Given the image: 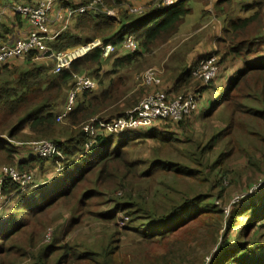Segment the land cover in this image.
<instances>
[{"label":"trees","instance_id":"obj_1","mask_svg":"<svg viewBox=\"0 0 264 264\" xmlns=\"http://www.w3.org/2000/svg\"><path fill=\"white\" fill-rule=\"evenodd\" d=\"M103 1L111 5L110 0ZM114 1V5L120 3L119 0ZM156 1H150L149 6H144L140 13L132 14L126 10L118 22L104 14L86 12L78 15L72 24V31L55 36L49 44V51L58 53L71 49L69 47L100 39L103 47H112L107 57L102 56V48H94L72 61L68 68L59 73H53L49 65L33 60L35 52L27 54L19 63L0 62V142L9 138L23 144L29 142L25 146L28 154H24L27 152L21 146H3L6 155L12 156L15 153L17 158L12 156L15 167L10 165L1 168H12L18 175H31V181L22 191L9 174L0 172L2 204L5 201L0 212V264L22 262L24 259L19 255H25L26 251H31L32 254L20 264H74L69 262V258L85 260L86 264H116L115 250L110 251V248H105L100 254L94 253L93 256L78 253L74 255L68 244L59 245L51 237L42 238L38 246L34 244V236L28 238L26 246L18 240L29 228L25 215L37 217L56 205H64L68 207L70 214H74L72 221L78 224L77 213L85 210L93 197L102 194L110 197L112 210L109 215L97 214L99 219H114L117 211L123 212L125 216H132L138 223L140 229L137 231H140L141 237L151 243L162 241L177 229L188 227L203 218L216 222L225 220L227 214L224 213H227L228 208L224 181L229 177H226L227 172H223L226 171L223 164L227 163L232 154L230 140L225 139L232 131L229 121H223L227 128L211 135L206 146L199 148V142L185 143L188 148L183 153L180 152L181 160L172 165L168 164V160L163 162L162 159L155 164V159L161 156V150L171 148L179 142L175 136L167 139L162 132L155 130L154 127L159 122L140 132L130 133L126 130L128 126L121 133L108 135L103 132L106 125L113 124L118 118H133L139 113L141 101L128 93L130 71L139 66L145 54L156 44L165 42L178 33L180 25L190 13V5L198 0H179L171 6L161 7H157L160 2ZM199 1H205V4L208 0ZM213 3L214 16L223 23L222 34L217 39V50L224 52L222 58L228 56L230 51L239 55L236 58H241L243 67L220 96V101L210 107L203 119L211 117L212 111L221 105L223 107L218 116H224L230 100L242 95V86H249L250 81L258 79L260 87L250 89L252 94L247 95L245 102L239 104V111L247 115L245 118L248 121L264 123V100L260 98V106L254 105L255 99L260 97L255 92L264 94V55L254 56L252 61L246 59L260 50V44H256L255 39L264 36L261 29L264 26V0H253L248 7L240 0H215ZM238 11L244 13L239 14ZM15 15L18 17L19 14ZM129 36L138 43L137 50L131 53L123 46ZM106 63H109V69L103 70ZM181 65L184 68L179 65L175 71L179 72V78L184 76L182 82L186 84L191 80L196 66L191 70L186 68L185 61ZM77 74L93 80L95 88L92 90H98L94 93L89 89L78 92L72 108L61 119L63 123H58L57 116L63 110L67 92ZM172 85L178 93L179 86ZM249 102L252 104L249 105ZM235 112L232 109L231 116ZM86 126L87 130L84 129ZM24 131L28 134H23ZM137 133H144V138L155 139L157 142V152L152 156L150 154L147 161L130 159L128 156V152L132 155L131 148L142 144L137 141L146 142L138 139L136 144L132 143V136ZM32 141L49 142L54 151L44 157L38 156L33 152ZM222 143L228 151H220L217 158H213L212 148L219 147ZM176 152L179 153L178 150ZM149 161L152 162L150 165L147 163ZM47 162L54 169L53 173L45 178L35 179V169ZM164 176L174 178L173 182L178 181V184L183 180L193 182H187V187L195 194L170 185L161 179ZM211 180L217 181L215 189H218L221 203L213 206L211 202L205 206L210 198L200 194V187L209 185ZM151 190L153 196L148 197ZM11 202L12 206H8ZM255 203L234 212L227 223L229 228L237 226L238 214L248 213L246 225L249 229H264V192L260 201ZM23 211L24 214H19ZM132 224L129 222V225ZM130 227L132 226L128 228ZM246 229L244 226L238 232L242 235ZM239 240L242 239L237 237L236 242H240ZM227 244L228 240L225 239L221 245L225 249L218 259L219 264H264V251L256 255V249L247 250L242 243L243 247L236 252V245L230 247ZM260 248H264V245ZM159 255L167 257L168 253L161 251Z\"/></svg>","mask_w":264,"mask_h":264},{"label":"rangeland","instance_id":"obj_2","mask_svg":"<svg viewBox=\"0 0 264 264\" xmlns=\"http://www.w3.org/2000/svg\"><path fill=\"white\" fill-rule=\"evenodd\" d=\"M8 1L11 2V0ZM252 1L240 0L247 7L252 4ZM158 2L160 0L156 1V3ZM204 2L199 0L193 2L190 5V13L180 25L178 33L167 41L156 44L149 53L145 54L139 66L130 71L128 75L130 79L128 93L133 94L137 101H141L139 104L140 109L159 94L163 95L167 102L179 96H182L183 100L188 102L191 99L192 105L189 106L191 111L179 123L170 120H146L151 126L159 122V125L154 127L155 130L162 132L167 139L175 136L180 142H176L171 148L161 150L159 154L161 156L155 159V164L159 162V159H162L163 162L168 160V164L171 165L177 164L180 159V152L183 153L188 148L185 143L199 142L201 145L199 148H202V146H206L211 135L227 128L226 123H223L224 120L230 122L232 131L225 139L230 140L232 154L227 163L223 164L226 168V171L223 172H227L226 177H229L228 180L224 181V186L226 187V208H228L227 213H224L225 215L227 214L225 220L216 222L209 218H203L188 227L177 229L162 241L156 240L151 243L141 237L142 234L140 235V231H137V229H140L138 223L132 216H125L123 212L117 211L114 219H99L97 214L109 215L112 210L110 197L107 194H102L101 196L93 197L89 201L87 208L77 213L79 217L78 224L72 221L75 216L73 213L70 214L68 207L64 205H56L37 217L31 214L25 215L24 218H27L29 228L18 239L22 245L26 246L28 238L34 236V244L36 246H38L42 238L51 237L59 245L68 244L69 250L74 255L78 253L79 255L88 254L93 256L94 253L100 254L105 248H110V251L115 250L116 264H219L218 259L225 249L221 245H223L225 239L228 240L226 246H237L236 252L243 246H246L247 250L256 249V255L264 251V248H260V246L264 245V229H249V226L246 225L249 217L248 213L245 215L238 214L236 227L230 229V226L227 225L234 212L241 210L250 203L260 201V197L264 192V123L258 120V122L248 121L245 118L247 115L239 111V104L244 103L246 96L252 94L250 89L254 90V88L260 87V80L254 79L250 81L249 86L243 85L240 91L242 95L234 96V99L230 100L224 116H218L223 107L221 105L214 109V112L212 111L211 117L203 119L204 114L209 111L210 107L220 101V96L243 67L241 58H236L239 55H235L234 52L230 51L228 56L226 55V57L222 58V53L224 52L221 49L217 50L219 48L217 39L222 34L223 23L214 16V3L212 5L209 4L211 0H208L205 4ZM238 13L243 14L244 12L238 11ZM4 20L2 21L5 23ZM261 29L264 31V26ZM66 31H72V23L63 33ZM255 42L260 44V50L256 54L249 56L253 59L246 58L250 61L254 60V56L264 55V36L255 39ZM77 46L69 48L75 49ZM50 53L52 52L44 53L43 57L47 58ZM18 61L21 62L22 60ZM184 61L186 68L191 70H193L194 65L197 68L198 64L204 62V66L207 68H217L215 70V74H217L215 77L206 79L204 72L200 79L198 74L194 72L195 68L192 72L191 80L184 84L182 82L184 76L181 75L179 78L177 75L179 72L175 71L179 68V65L184 68V65H181ZM39 62L51 67V61H48V59H43ZM108 69L109 63H106L103 66V70ZM186 71L188 70L186 69ZM172 83L179 86L177 88L178 93L175 92ZM97 90V88L92 90V93ZM255 93L260 97L255 99L254 105L260 106V98L263 101L264 94L260 95L258 91ZM241 96H244V99H241ZM237 97L240 98L238 99ZM248 104L252 103L249 102ZM232 109L236 111L233 116H231ZM187 117L189 118L186 119ZM57 122L63 123L62 120ZM112 126L113 124L104 127L103 132L108 134V128ZM160 126L163 128H160ZM144 133H137L132 136L134 138L132 143L134 144H136L135 141L138 139H143L146 142L137 141L144 143V145L136 144V146L131 148L132 155L128 152L130 159L139 158L147 161L153 153L157 152L155 150L157 148L156 140L144 138ZM23 134L28 133L24 131ZM259 136L262 137V140ZM28 143H24V145L11 138L0 142V168L10 165L15 167L16 164L13 163L12 156L17 158L15 153L12 156L10 154L6 155L4 148H2L3 146H8V144L12 147L21 146L20 148H24V152H27L24 154H28V148H26ZM177 150L179 153L176 152ZM220 151L222 153L227 152L228 148L223 143L219 147L212 148L211 154L213 158H217ZM147 163L150 165L152 162L149 161ZM35 170L37 171L35 179L38 178V180L47 177L54 171L49 166V162L42 164L41 168L39 167ZM29 179L31 180V177ZM161 179L166 180L170 185L173 184V186L180 187L190 194H195L187 187V182L189 184L193 182L183 180L179 182V185L178 181L174 183V178L170 176H164ZM216 182L211 180L209 185L200 187V194L210 198L205 206H208L211 202L213 206L221 203V199H218V189H215ZM24 190L22 189V191ZM147 196H153L152 190L148 192ZM154 201L156 202L155 199ZM4 203L5 201L2 208ZM12 204L13 202L8 203V206H12ZM200 204L202 206L203 201ZM230 204L233 205L230 206ZM19 214H24V211ZM129 222L133 224L129 225ZM129 226L132 227L128 228ZM244 226L247 229L241 235L238 230ZM36 232L37 235H34ZM237 237L242 240L236 242ZM242 243L244 244L243 246L241 245ZM161 251L168 253V256L159 255ZM26 252L25 255H19L21 259H24L23 261L28 260V257L32 254L31 251ZM246 252L248 253V251ZM76 259L69 258L68 260L74 264H86L84 263L85 260L78 259L76 261ZM22 262L18 261L16 264Z\"/></svg>","mask_w":264,"mask_h":264},{"label":"built area","instance_id":"obj_3","mask_svg":"<svg viewBox=\"0 0 264 264\" xmlns=\"http://www.w3.org/2000/svg\"><path fill=\"white\" fill-rule=\"evenodd\" d=\"M59 0H38L34 5H14L12 10L15 14H19L25 17L30 26L31 31L25 39H13L10 42H6L0 45V62L5 63L10 60H23L27 54L30 52H35V56L42 57L44 53L49 51V48L46 46V41L51 40L54 36H50V11L53 5ZM179 0H160V4L157 7L161 6H171L178 2ZM101 3V0H92L86 6H79L77 8H66L65 14L68 18L74 17L76 14H82L88 9L98 10L97 6ZM102 11L108 17L114 18L112 12L109 9H105L102 6ZM129 11L132 14L140 13L142 10L138 8H130ZM137 41L129 36L126 38L123 46L124 48L131 52L137 50ZM102 48V56L107 57L112 51L110 45L102 46L100 39H94L90 42L84 43L77 46L75 49H66L62 52L52 54L51 57L54 60V64L51 65V72L59 73L61 70L69 67L70 63L86 53L90 52L94 48ZM42 54V55H41ZM207 56V55H206ZM205 56V57H206ZM205 59V58H204ZM217 68H207L202 64H198L196 74L199 78H202V73L205 72V78L215 77V70ZM195 75V74H194ZM95 88V83L90 78H86L82 75H75L74 82L71 88L67 92L65 105L62 112L57 116V120L64 118L68 111L72 108L74 101L78 92L89 89L92 90ZM192 105L191 99L188 101L183 100L182 96L177 97L176 99L167 102L163 95L159 94L155 96L153 100L144 105L139 113L135 117H129L128 119L118 118L114 121L113 126L108 128V133H121V130H129L128 132H140L143 128L150 129L151 125L146 120L155 119V120H170V121H180L186 115L190 113L189 106ZM104 127V123H102ZM110 126L106 125L105 127ZM85 130L88 129V126L84 127ZM124 132V131H123ZM108 134V135H109ZM33 152L38 156L44 157L49 155L54 151L52 144L46 141L33 142ZM4 174H9L14 181L23 189L31 180L27 175H18L14 169H8L6 167L1 168V171ZM21 189V190H22ZM2 196L0 194V212L2 210Z\"/></svg>","mask_w":264,"mask_h":264},{"label":"crops","instance_id":"obj_4","mask_svg":"<svg viewBox=\"0 0 264 264\" xmlns=\"http://www.w3.org/2000/svg\"><path fill=\"white\" fill-rule=\"evenodd\" d=\"M38 0H11L9 2L8 0H0V44L5 40L6 42H10L13 39H25L29 32L31 31V26L28 22V20L21 16L17 15L16 17L15 13L12 10V7L14 5L20 4V5H34L37 3ZM66 1V2H65ZM111 5L105 4L103 0H101L102 4H99L97 6L98 10L95 9H88L86 12H90L92 14H104L102 11V6L105 7V9H109L114 18L117 22L120 20L121 16L123 13L130 8H138L143 10L144 6L146 7L147 5L149 6L150 1L155 2V0H119L120 3L118 5H114L115 1L110 0ZM215 0H211L209 4H212ZM92 0H59L56 2L51 11H50V36H57L61 33L64 32L65 29H67L71 23L73 24L74 19L76 16L81 15V14H76L72 18H68L65 14L66 8H77L79 6H86L88 5ZM65 4V5H64ZM84 12V13H86ZM82 13V14H84ZM106 15V14H104ZM107 16V15H106ZM108 17V16H107ZM6 18V20H4ZM8 19V20H7ZM4 20L5 23L2 21ZM73 21V22H72ZM54 40H48L46 41V46L50 49V43ZM4 43V42H3ZM200 44V43H199ZM59 53V52H58ZM52 54L56 53H50L48 54L47 58L46 57H41L38 58V56H35L33 60L35 61H40L43 59H48V61H51V65L54 63V60L49 57ZM42 55V54H41ZM38 58V59H37ZM47 61V60H46ZM20 62L18 60H10L7 63H17ZM48 63V62H47Z\"/></svg>","mask_w":264,"mask_h":264},{"label":"water","instance_id":"obj_5","mask_svg":"<svg viewBox=\"0 0 264 264\" xmlns=\"http://www.w3.org/2000/svg\"><path fill=\"white\" fill-rule=\"evenodd\" d=\"M249 59H253V58H249Z\"/></svg>","mask_w":264,"mask_h":264}]
</instances>
